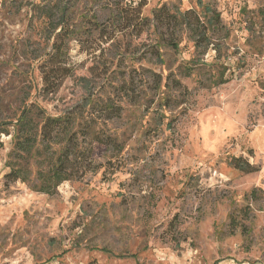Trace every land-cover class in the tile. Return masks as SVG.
Here are the masks:
<instances>
[{
  "label": "rangeland",
  "instance_id": "rangeland-1",
  "mask_svg": "<svg viewBox=\"0 0 264 264\" xmlns=\"http://www.w3.org/2000/svg\"><path fill=\"white\" fill-rule=\"evenodd\" d=\"M139 1L0 0V264H264V0ZM206 4L210 47L166 17L206 22ZM63 9L70 75L47 93ZM26 106L75 116L74 174L51 194L33 188L45 155L32 181L5 178Z\"/></svg>",
  "mask_w": 264,
  "mask_h": 264
},
{
  "label": "trees",
  "instance_id": "trees-1",
  "mask_svg": "<svg viewBox=\"0 0 264 264\" xmlns=\"http://www.w3.org/2000/svg\"><path fill=\"white\" fill-rule=\"evenodd\" d=\"M146 3L147 0H140L137 7L140 9ZM204 9L210 15L206 22L192 8L179 12V14L166 13V17L169 24L172 22L178 25L185 24L187 29L192 32L197 45L210 47L212 44L210 26L220 22V14L207 4L204 5ZM65 13L66 11L63 9L58 20L59 23L56 24V27L62 26L61 31L53 43V53L50 54L48 63L42 70L43 87L47 93L55 92L63 79L70 75V68L63 59L66 40L70 37L69 34H66L68 19ZM155 17L158 22L163 23L162 14L157 13ZM170 43L174 48H178L177 42L172 40ZM231 79L232 76H225L224 73H221L215 79V83L223 84ZM74 125L75 116L71 113L52 115L41 107L26 106L13 124V147L7 161L10 170L5 174L7 181H32L28 162L32 158L37 159L43 155L45 158L41 164H45V167L39 168L37 171L39 181L33 183L35 190L51 194L62 182L72 178L75 169V155L81 151L77 142L78 133L73 130ZM54 145H59V148L53 149ZM229 163L245 173L260 169L244 156L233 155ZM256 192L257 190H253L251 194L256 196Z\"/></svg>",
  "mask_w": 264,
  "mask_h": 264
}]
</instances>
